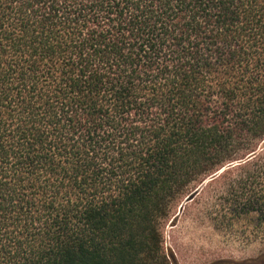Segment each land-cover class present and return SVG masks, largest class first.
<instances>
[{"label": "trees", "instance_id": "obj_1", "mask_svg": "<svg viewBox=\"0 0 264 264\" xmlns=\"http://www.w3.org/2000/svg\"><path fill=\"white\" fill-rule=\"evenodd\" d=\"M201 185L264 245V0H0V264H178Z\"/></svg>", "mask_w": 264, "mask_h": 264}, {"label": "rangeland", "instance_id": "obj_2", "mask_svg": "<svg viewBox=\"0 0 264 264\" xmlns=\"http://www.w3.org/2000/svg\"><path fill=\"white\" fill-rule=\"evenodd\" d=\"M201 190L191 200L184 199L177 218L163 228L166 251L175 256L178 264H209L219 258L258 255L264 248L260 241L244 239L237 228L225 230L214 226L209 216L212 199Z\"/></svg>", "mask_w": 264, "mask_h": 264}, {"label": "water", "instance_id": "obj_3", "mask_svg": "<svg viewBox=\"0 0 264 264\" xmlns=\"http://www.w3.org/2000/svg\"><path fill=\"white\" fill-rule=\"evenodd\" d=\"M222 170H220L218 173H220ZM207 182V181H205ZM203 185H201L198 189H196V191H194L193 193H191L190 195H188L186 198H185V201H189L191 200L192 198H194L196 196V194L200 191V189L202 188ZM184 206V202H182V204L180 205V209H182V207ZM179 214V213H178ZM177 215L174 216L173 220L174 221L176 218H177Z\"/></svg>", "mask_w": 264, "mask_h": 264}]
</instances>
